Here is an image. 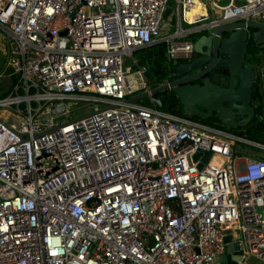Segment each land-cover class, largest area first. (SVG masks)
Masks as SVG:
<instances>
[{"label": "built area", "instance_id": "2783aa9c", "mask_svg": "<svg viewBox=\"0 0 264 264\" xmlns=\"http://www.w3.org/2000/svg\"><path fill=\"white\" fill-rule=\"evenodd\" d=\"M173 1L162 37L169 0H0V264H218L228 235L264 264V159L241 149L264 144L163 111L133 58L193 53L194 0ZM211 8L212 26L264 25V0Z\"/></svg>", "mask_w": 264, "mask_h": 264}, {"label": "water", "instance_id": "95a60500", "mask_svg": "<svg viewBox=\"0 0 264 264\" xmlns=\"http://www.w3.org/2000/svg\"><path fill=\"white\" fill-rule=\"evenodd\" d=\"M208 9V26L201 36L191 40L195 60L174 67V77L191 76L163 84L153 89L152 94L157 96L170 91L187 115L199 121L214 119L227 129L244 128L255 119L259 111L264 119V25L229 22L212 26L210 23L216 19L217 14L209 6ZM248 47L261 51L260 54L256 51L254 56V59L260 60L259 64H246L245 53ZM151 54L148 52V56ZM7 62L6 50L5 61L0 69V89L3 77H8L12 83L15 81L13 70L7 67ZM196 80L200 82L191 83ZM145 97L146 94H142L127 102H137ZM200 154L197 152L194 160ZM202 154L204 163L212 157L211 153ZM224 243L218 264H238L242 257L239 243H233L232 235L226 236Z\"/></svg>", "mask_w": 264, "mask_h": 264}, {"label": "trees", "instance_id": "16d2710c", "mask_svg": "<svg viewBox=\"0 0 264 264\" xmlns=\"http://www.w3.org/2000/svg\"><path fill=\"white\" fill-rule=\"evenodd\" d=\"M160 53L162 54L163 59L160 60L159 58H157L155 56V54H151L150 56L147 55L146 50H140L135 52L134 54L139 56V59H137L139 61L140 65H144L147 67L148 69V73H147V79H148V83L151 85V87L153 89L159 87L160 85L163 84V82L168 79V75L170 73V71L168 70H172L174 71V66L170 67L166 61V46L165 45H160ZM6 51V48H5ZM143 53V54H142ZM256 51L253 48L249 49L248 55H249V59H250V63H256L259 64L260 60L254 59V56L256 55ZM6 55V52H5ZM2 67V66H1ZM0 67V68H1ZM2 95H0L1 97ZM157 98H159L162 102V110L168 113H171L173 115L176 116H180L183 117L185 119H189L195 122H200L212 127H216L219 129H222L224 131L230 132L234 135H237L243 139L249 140V141H253V142H257V143H261L264 144V121L260 123V125H254L250 130H248L247 132H243V131H232L231 129H225L224 127H221L216 120H210V121H199L197 120L195 117L189 116L187 115L184 110L182 109V107L179 104L178 99L175 97V95L170 92L167 91L165 93H161L159 95L156 96ZM257 115H261V111L258 112ZM256 122H258V119L255 120Z\"/></svg>", "mask_w": 264, "mask_h": 264}, {"label": "crops", "instance_id": "0c3cea01", "mask_svg": "<svg viewBox=\"0 0 264 264\" xmlns=\"http://www.w3.org/2000/svg\"><path fill=\"white\" fill-rule=\"evenodd\" d=\"M218 1L219 0H194V3L196 4L195 5L196 11L198 14H200V17L198 18H200L202 21H200V23L198 24H194V22L198 19L196 18L192 21H187L190 25L183 23L182 27L188 31V35H186L183 39H180L178 41L191 42L193 38L201 36L209 23L208 18H209L210 10L208 9V6L211 8V3L218 2ZM191 10L192 8L189 11ZM188 12L186 11V13ZM216 13L218 14V11ZM179 17H180V12L177 9L175 2L173 4L168 3L163 13V24L161 26L162 37L167 36L175 31L176 26L178 24ZM235 22H241V21H235ZM11 84L12 82L10 81L9 87H7V90H5L3 94H5L10 89ZM2 88H3V85H2ZM251 156L253 155H248L247 158ZM255 157H261L264 159V152H261V151L258 152V154H256ZM242 158H246V157L243 156ZM240 264H263V263L257 260L251 259V260H248V262H243Z\"/></svg>", "mask_w": 264, "mask_h": 264}, {"label": "flooded vegetation", "instance_id": "af4514ba", "mask_svg": "<svg viewBox=\"0 0 264 264\" xmlns=\"http://www.w3.org/2000/svg\"><path fill=\"white\" fill-rule=\"evenodd\" d=\"M249 49H250V47L247 48L246 53H245V62H246V64H247L248 66L251 65V63H249V62H250L249 55H248ZM256 51H257L258 54L261 53L260 50H256ZM146 52H147V55H148V52H151L152 54H155V56H156L157 58H159L160 60L163 59L162 54L160 53V47L148 48V49L146 50ZM194 60H195V55L192 53V54L188 55L184 60H182V61L180 62V64H189L190 62H192V61H194ZM0 69H1V68H0ZM167 71H170V73H169V75H168V79H166V80L164 81L163 84H167V83L170 84V83H173V82H176V81H179V80L185 79V78L188 77V76H191V74H188V75H185V76H182V77H174V75H175V74H174V71H172V70H168V69H167ZM199 82H200L199 80H196V81H192L191 83H192V84H198ZM163 84H162V85H163ZM254 105H255V104H254ZM197 109H198V108H197ZM198 110H199V109H198ZM256 117H257V114H256V116H255V119H254L253 121H251L250 124H247L244 128H232L231 130L234 131V132H236V131L247 132V131L250 130L254 125H258V124L260 125V123L264 121V119H262L261 121L256 122V121H255V120L257 119ZM212 120H214V119H212ZM236 121L238 122L239 120L236 119Z\"/></svg>", "mask_w": 264, "mask_h": 264}, {"label": "rangeland", "instance_id": "374dc122", "mask_svg": "<svg viewBox=\"0 0 264 264\" xmlns=\"http://www.w3.org/2000/svg\"><path fill=\"white\" fill-rule=\"evenodd\" d=\"M220 3V5H226L228 4L229 0H219L218 1ZM173 0H169V4H173ZM5 46H4V40H3V37L2 35L0 34V67L4 64V61H5ZM143 54V53H142ZM133 58L134 59H139V56L136 54L133 55ZM250 63V62H249ZM125 66H131V59L130 58H126V62H125ZM164 83V82H163ZM9 84H10V80L8 77H3L2 78V85H3V88L0 89V95L3 94V92H5V90H7V87H9ZM161 86V85H160ZM8 92V91H7ZM6 92V93H7ZM91 110V107L88 106V107H85V108H82L80 109L76 115L80 114V113H88L90 112ZM226 129V128H225ZM241 149L243 151H247V153H249V155H253L251 156L252 158H255V155L258 154V152L260 151H257L255 149H252L250 147H247V146H242ZM216 162V159L215 161Z\"/></svg>", "mask_w": 264, "mask_h": 264}, {"label": "bare ground", "instance_id": "6f19581e", "mask_svg": "<svg viewBox=\"0 0 264 264\" xmlns=\"http://www.w3.org/2000/svg\"><path fill=\"white\" fill-rule=\"evenodd\" d=\"M195 5H196V4H195ZM195 7H196V6H194V7L192 8V10L189 11V12L186 14V18H187L188 21H192V20H194V19L200 17V14L197 13ZM243 262H246V259H243L242 263H243Z\"/></svg>", "mask_w": 264, "mask_h": 264}, {"label": "clouds", "instance_id": "9594fccd", "mask_svg": "<svg viewBox=\"0 0 264 264\" xmlns=\"http://www.w3.org/2000/svg\"><path fill=\"white\" fill-rule=\"evenodd\" d=\"M159 47V46H158ZM262 115V114H261ZM263 116V115H262Z\"/></svg>", "mask_w": 264, "mask_h": 264}]
</instances>
